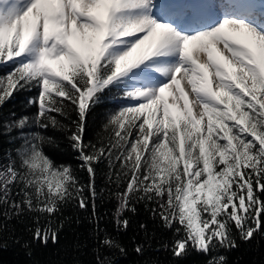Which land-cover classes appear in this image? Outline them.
<instances>
[{
  "label": "snow or ice",
  "instance_id": "1",
  "mask_svg": "<svg viewBox=\"0 0 264 264\" xmlns=\"http://www.w3.org/2000/svg\"><path fill=\"white\" fill-rule=\"evenodd\" d=\"M0 73V108L22 91L36 108L0 114V250L19 244L31 256L34 243L56 244L73 220L64 210L90 205L97 264L108 260L101 248L125 254L100 226L105 197L117 232L138 204L172 231L153 247L155 231L140 223L146 243L134 249L170 252L169 264L192 252L228 264L240 242L264 239L261 0H0ZM106 101L119 106L86 139ZM49 129L65 134L75 167L45 152L59 146ZM14 220L28 223L30 241Z\"/></svg>",
  "mask_w": 264,
  "mask_h": 264
},
{
  "label": "trees",
  "instance_id": "2",
  "mask_svg": "<svg viewBox=\"0 0 264 264\" xmlns=\"http://www.w3.org/2000/svg\"><path fill=\"white\" fill-rule=\"evenodd\" d=\"M2 74V73H0ZM33 93L19 92L16 93L13 99L6 102L0 108V114L4 118L9 116L10 112H15L17 116L30 115L36 111L35 107H26L27 97ZM117 105L114 101H106L99 104L93 111L92 116L88 120V127L86 131V139L95 140L96 133H102V125L105 118V113L109 108H114ZM15 134V133H13ZM48 135L54 136L59 142V146H45V152L52 157L57 163L71 164L74 167L79 163L76 159L77 153L71 148L66 136L63 132H54L49 129ZM103 134V133H102ZM4 139L3 147H8L6 138ZM19 145L20 141H16ZM101 173L97 180L99 187H105L106 177L104 172L106 168L101 166ZM81 179L87 181V173L80 172ZM99 214L102 217L100 226L105 228L113 236L119 238L120 243L126 249L125 254H121L118 249L101 248V259L108 257L105 264L111 261V264H142L146 258H159L162 264H169L172 260L171 253L161 251H152L149 249L144 255H138L135 252V246L138 243H146L144 232L139 228L140 223H145L149 232L155 231L156 235L151 240L153 247H155L157 240L167 239L172 237V231L163 227H154L158 221L151 218V214L144 210L143 204L137 205V213H128L131 220L130 226L127 230L117 232L115 224L112 219V213L116 206V201L104 198L98 201ZM91 213V206L89 205L88 212L83 210H74L71 206L64 210V216H71L73 218L70 226H66L59 233L58 243L53 244L49 240L48 244L41 245L39 243L32 244V255H26V250L19 244H13L7 249L0 250V264H75V261H80L81 264H97L96 254L92 251L95 247L94 237L91 234L94 227L89 223L87 217ZM79 215L80 223H75V217ZM28 223H31L30 218ZM17 231V236H22L24 240H31L32 234L24 229L28 223L18 224L12 221ZM235 231V229H234ZM7 235V233H5ZM79 239L80 243L87 242V247L83 249H74L73 245ZM228 264H264V239H253L248 243L240 242L238 248L232 249L227 253ZM207 257L203 253L192 252L191 255L180 261L179 264H203Z\"/></svg>",
  "mask_w": 264,
  "mask_h": 264
},
{
  "label": "rangeland",
  "instance_id": "3",
  "mask_svg": "<svg viewBox=\"0 0 264 264\" xmlns=\"http://www.w3.org/2000/svg\"><path fill=\"white\" fill-rule=\"evenodd\" d=\"M118 106H119V105L117 104V105L114 106V108H116V107H118Z\"/></svg>",
  "mask_w": 264,
  "mask_h": 264
},
{
  "label": "bare ground",
  "instance_id": "4",
  "mask_svg": "<svg viewBox=\"0 0 264 264\" xmlns=\"http://www.w3.org/2000/svg\"><path fill=\"white\" fill-rule=\"evenodd\" d=\"M261 2H264V0H261Z\"/></svg>",
  "mask_w": 264,
  "mask_h": 264
}]
</instances>
